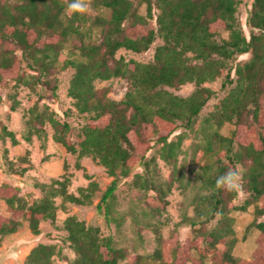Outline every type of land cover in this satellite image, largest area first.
<instances>
[{
    "label": "trees",
    "instance_id": "1",
    "mask_svg": "<svg viewBox=\"0 0 264 264\" xmlns=\"http://www.w3.org/2000/svg\"><path fill=\"white\" fill-rule=\"evenodd\" d=\"M67 2L0 0V84L13 81L15 88L26 87L37 95L28 108L26 141L33 136L45 141L49 124L53 140L76 155V168L91 176L81 158L93 156L112 176L96 206L107 222L115 218L121 180L131 177V186L144 193L145 206L140 212L132 210L133 226L139 236L143 228H152L160 245L151 257L132 252L116 245L111 236L101 235L100 226L69 215L64 228L75 252L71 263L120 264L126 259L125 264H264V218L259 220L264 217V0L252 2L246 20L248 35L237 18L238 0H88L97 11L92 19L96 36L83 30L87 20L83 14L66 13ZM75 38L80 41L73 47L78 56L59 62L66 42ZM157 38L161 43L148 62L117 57L121 48L144 52ZM245 53H250L249 59L238 61ZM60 66L74 68L68 93L83 118L79 142L74 140L69 111L65 109L61 116L41 101L57 96L53 74ZM225 69V81L236 84L201 123L196 215L181 221L192 227L193 236L180 242L174 229L171 238L165 239L159 216L176 180L183 142V135L176 131L182 124L194 125L214 93L204 83ZM112 77L128 81L119 100L109 97L108 87L95 85L98 79ZM187 82L195 83L189 96L169 90ZM10 97L15 109L20 104L17 90ZM226 123L232 127L223 133ZM2 132V137L18 143L7 125L2 124ZM159 144L158 155L173 166L167 180L157 173V153L149 156ZM239 166L246 194L241 205L234 202L238 190L215 184L218 175L228 169L240 171ZM70 180L65 173L49 183H36L42 195L34 199L16 185L0 184V198L10 211L7 216L0 211V238L16 232L24 221L39 234L41 222L56 216L58 195L64 201L91 204L100 190L98 182L90 180L75 194L67 189ZM252 203L255 219L249 226L258 229L257 248L252 259L243 260L233 251L230 214ZM215 219L216 224L209 227ZM58 248L53 243H38L31 247L25 264H56L55 256L61 254Z\"/></svg>",
    "mask_w": 264,
    "mask_h": 264
},
{
    "label": "rangeland",
    "instance_id": "2",
    "mask_svg": "<svg viewBox=\"0 0 264 264\" xmlns=\"http://www.w3.org/2000/svg\"><path fill=\"white\" fill-rule=\"evenodd\" d=\"M252 2L253 0H238L237 18L246 35L250 33L246 20ZM96 13L97 11L89 4L87 12L83 14L87 19L83 30H88L92 36L97 35V30L92 25V19ZM224 34L226 35V33ZM87 38L89 36L86 35L85 39ZM79 43L78 38L67 41L61 52L59 62L63 63L66 59H75L78 55L73 47ZM160 43L161 39L157 38L148 50L141 53L121 48L117 51V57L122 56L126 59L133 58L141 62H148L153 59L155 49ZM249 57L250 53L242 54L238 61L244 62ZM73 73L74 68L60 66L53 74L58 83L57 96L51 99L42 98L41 101L54 108L61 116L64 115L65 109L69 111L68 119L75 128L74 140L79 142L83 118L77 113L73 105V98L68 93ZM232 76L236 77L234 71ZM225 78L226 69L215 80L204 83L205 86L214 91L213 95L207 101V105L202 108L192 127L182 124L176 131L177 134L183 135L175 172L176 180L167 196L168 203L165 210L159 216L162 222L161 235L165 239L171 238L174 229H177L180 242H185L193 236L192 227L186 223L182 224L181 221L185 216L196 215L194 198L199 188L195 177L199 169L200 145L203 142L200 127L204 117L214 111L223 97L235 86L236 81L234 83L226 82ZM95 85L96 87H108L109 97L116 100L123 98L129 86L128 81L121 77H112L107 80L98 79ZM194 89V82H187L179 88H169L181 96H189ZM16 90L20 104L14 109L10 94ZM36 98L37 95L26 87L15 88L13 81H9L5 85L0 84V184L16 185L20 187L22 194H27L31 199H34L42 195V191L36 183H49L53 178H61L67 173L70 174L71 179L67 188L68 191L77 194L78 188L86 186L90 180H96L100 190L96 192L92 203L89 205L64 201L61 195L56 196L55 201L58 205L56 216L54 220L49 219L41 222L39 234L33 233L28 227L27 221H24L16 232L0 238V264H25V258L31 247L38 243H53L59 247L61 254L55 256L56 264H72L71 261L75 257V252L64 228V221L69 215H75L79 219L85 220L89 225L100 226L101 235L111 236L116 245L127 246L132 252L136 251L151 257L154 250L160 245L152 228H143L142 234L139 236L133 226L132 210L140 212L145 206L141 201L144 193L131 186V177L121 180L116 191L115 218L107 222L96 207L103 191L112 180V176L106 172L105 167L93 156H84L81 158V163L91 176L85 175L84 170L75 167L76 155L53 140L52 128L49 124L46 125L47 137L45 141H41L36 136H33L31 141L24 139L28 108ZM2 124L7 125L8 129L14 132L18 143L13 144L8 136L2 137ZM231 127L230 123H226L221 131L228 133ZM159 147L160 144L156 145L149 156L152 153H157ZM140 170V167L136 168L137 172ZM239 170L242 175L241 166H239ZM172 171L173 166L164 161L157 153L159 177L162 180H167ZM241 175L238 196L234 199L237 205H241L246 197L241 188ZM0 211L6 216L10 214L5 201L1 198ZM230 215L233 219L234 254L243 260L252 259L257 248L256 239L258 235V229L255 226H249L255 219L254 204H249L245 210H233ZM263 218L261 217L259 220ZM216 222L217 219L210 223L209 227H213ZM168 253L169 251H166L165 255L168 256ZM126 261V259L122 260L120 264H125Z\"/></svg>",
    "mask_w": 264,
    "mask_h": 264
},
{
    "label": "clouds",
    "instance_id": "3",
    "mask_svg": "<svg viewBox=\"0 0 264 264\" xmlns=\"http://www.w3.org/2000/svg\"><path fill=\"white\" fill-rule=\"evenodd\" d=\"M89 7L88 0H68L66 5V13L84 14ZM240 172L237 169H228L224 173L218 175L215 180L217 188H223L228 191H236L240 188ZM215 215L218 217L220 212L217 211Z\"/></svg>",
    "mask_w": 264,
    "mask_h": 264
}]
</instances>
